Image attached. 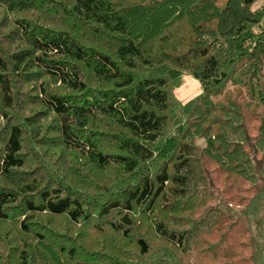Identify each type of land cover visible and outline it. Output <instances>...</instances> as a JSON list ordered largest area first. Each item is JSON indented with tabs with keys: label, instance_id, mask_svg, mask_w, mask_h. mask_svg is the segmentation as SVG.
Instances as JSON below:
<instances>
[{
	"label": "trees",
	"instance_id": "obj_1",
	"mask_svg": "<svg viewBox=\"0 0 264 264\" xmlns=\"http://www.w3.org/2000/svg\"><path fill=\"white\" fill-rule=\"evenodd\" d=\"M34 1L0 0L11 13L30 11ZM258 1L68 0L67 30L17 20L23 47L9 56L0 47L5 110L16 107L17 78L46 77L71 93L40 88L63 147L128 174L163 161L154 176L99 213L104 220L122 214V223L110 221L109 228L125 238L142 210L154 234L178 253V259L167 247L154 253L139 239L142 259L171 257L155 261V255L150 264H264V5L254 9ZM186 75L202 93L183 103L174 91ZM7 119L0 112V126ZM107 121L117 131L115 154L101 150L90 131ZM23 134L19 124L10 127L2 149L0 184L7 187L0 188V222L22 203L31 214L20 223L26 235L36 215L89 223L80 201L58 189L36 194L35 185L19 178L26 167ZM199 138L205 143L196 146ZM31 239L36 262L56 264L41 248L43 236ZM213 248L220 253L211 254ZM66 249L57 264L76 262V249ZM20 258L31 264L28 251Z\"/></svg>",
	"mask_w": 264,
	"mask_h": 264
},
{
	"label": "rangeland",
	"instance_id": "obj_2",
	"mask_svg": "<svg viewBox=\"0 0 264 264\" xmlns=\"http://www.w3.org/2000/svg\"><path fill=\"white\" fill-rule=\"evenodd\" d=\"M68 3V0H35L34 8L30 11L11 13L8 10L5 11L0 2L2 51L9 56L10 53L17 51L18 46L23 47L21 34L17 32V20L28 22L33 26L41 24L52 29L67 30L64 25H67L70 20L63 9L67 8ZM263 5L264 0H260L253 8L258 9ZM17 79L14 87L16 107L5 110L0 97V112L3 118L5 114L8 116L7 120H2L3 125L0 126V157L9 128L19 124L24 132L23 158L26 162V167L17 173L19 178L28 184L35 185L39 191L36 194L58 189L65 197L80 201L84 210L90 214L91 220L89 223L82 222L80 225H75L67 217L36 215L30 220V235H26L21 231L20 223L31 214L26 213L21 203L15 206L12 213L8 212L10 218L8 222H0V264H21L20 257L25 250L31 254V264H39L32 251L31 238L35 234L43 236L44 244L41 248L56 264V259L62 260L60 251L62 248L76 249V262L68 263L63 259L64 264H150V261L155 259V255V261L159 259V256L162 257L161 260L166 259V261L171 258L169 254H154L147 259H142L137 245L139 239L147 241L154 253L161 251L163 247L169 248L174 258L178 259V253L154 234L152 221L142 210L133 218L135 225L131 236L125 238L109 228L110 221L122 223L120 219L122 214L114 213L108 220L99 218L103 207L114 201H121L123 193L140 185L144 176H154L160 170L163 161L155 158L142 165L134 174L126 173L124 168L118 165L101 169L81 153L62 146L59 123L43 105L40 88L43 84L47 92L52 95L61 96L71 93L46 77L29 82L23 77ZM92 85L94 86L95 83L92 82ZM201 93L200 82L186 75L183 85L174 91V97L186 103ZM90 129L101 150L107 154L118 153L114 143V135L117 131L112 122H98ZM204 143L205 141L201 138L195 140L196 146ZM5 186L7 187V183L3 180L0 188L5 189ZM35 199L40 201L39 195H36ZM224 248H226L225 245ZM216 249L218 248L211 249L215 250L211 251V254L220 253V250ZM221 263L225 264L223 261ZM207 264H216V261H208Z\"/></svg>",
	"mask_w": 264,
	"mask_h": 264
}]
</instances>
